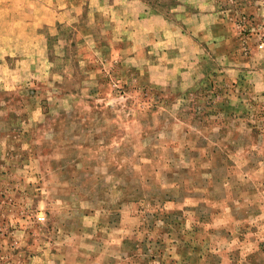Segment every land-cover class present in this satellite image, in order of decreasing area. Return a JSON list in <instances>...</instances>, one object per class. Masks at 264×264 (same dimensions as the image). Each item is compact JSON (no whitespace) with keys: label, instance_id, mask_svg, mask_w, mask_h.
I'll return each instance as SVG.
<instances>
[{"label":"rangeland","instance_id":"374dc122","mask_svg":"<svg viewBox=\"0 0 264 264\" xmlns=\"http://www.w3.org/2000/svg\"><path fill=\"white\" fill-rule=\"evenodd\" d=\"M0 264H264V0H0Z\"/></svg>","mask_w":264,"mask_h":264}]
</instances>
